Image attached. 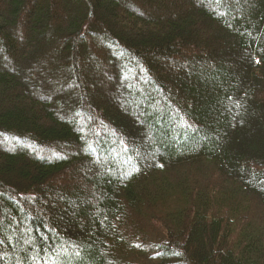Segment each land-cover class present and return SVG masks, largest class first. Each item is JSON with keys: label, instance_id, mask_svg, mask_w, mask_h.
I'll return each instance as SVG.
<instances>
[{"label": "trees", "instance_id": "1", "mask_svg": "<svg viewBox=\"0 0 264 264\" xmlns=\"http://www.w3.org/2000/svg\"><path fill=\"white\" fill-rule=\"evenodd\" d=\"M212 1L0 0L3 63L33 32L84 123L0 64V147L20 142L0 148V264H264V0ZM104 47L147 78L121 109L88 97L86 57L115 80ZM58 143L77 152L45 158Z\"/></svg>", "mask_w": 264, "mask_h": 264}, {"label": "rangeland", "instance_id": "2", "mask_svg": "<svg viewBox=\"0 0 264 264\" xmlns=\"http://www.w3.org/2000/svg\"><path fill=\"white\" fill-rule=\"evenodd\" d=\"M207 2L208 7L210 8H216L219 7V5L215 4L212 0H205ZM202 2V0H201ZM78 9H83L82 4H78ZM124 6V5H123ZM126 6V4H125ZM69 8V7H67ZM66 9V8H65ZM141 9V8H140ZM69 10V9H68ZM70 12V11H69ZM144 14L142 16L146 17H151L152 14L149 13L148 11H144ZM57 26H52L50 28V34L47 38L53 40V39H60L61 35H57ZM25 37L22 38V42L19 44V52H21V56L16 57L14 60H5L3 63V59L0 57V64L4 67L7 68L11 71L14 72H19L22 73L24 72V77H22L23 81L26 83L25 89L23 88V93L27 95H34L38 96L40 98H45V99H53L57 102L58 106L56 107V111L58 115L68 113L69 116H63V118H67V120L71 123L74 122L80 129L84 127V123L82 121L83 115L82 113L77 112V106H76V101L78 100L77 95L75 94L74 90L70 87V79L72 77V74L70 73V69L67 68L66 66L59 67L57 66L59 63L63 62L62 57L60 56L58 59L56 58L55 55L53 56H44L43 53H46L48 49H43L38 47L39 45L36 43V38L33 32L23 30V34ZM91 40L93 41V46L99 44L98 37H96V34H90ZM44 43V42H43ZM105 48L106 52V57L110 66V71L113 73V77H115V80L111 82L110 80L114 79L111 76L109 77L110 82H104L103 79L100 76H96V73L94 71L96 69L100 70L99 66L101 64H98L95 59H93V55L86 57V60L83 62L82 67L84 69V72L86 75V78L84 79L85 82L89 84V86L92 88V91L88 97H92L91 99H94L93 97H104L105 100L108 102H111L112 105L116 106L118 109H121L122 106H120L121 102H123L124 97L122 96L123 93L121 92V88L124 87L125 85L127 86V83H125L124 78L128 79L129 85H139L145 83L147 81V78L143 72V70L140 68L139 73L135 75L134 77L132 75H127L126 71L129 69L128 66V59L126 56L123 57H117V55L113 54V52H110V49ZM25 53V54H24ZM1 54V53H0ZM3 57V55L1 54ZM31 58L34 57H39L42 59H39V70H36V64L37 61L34 60L32 61ZM69 57L67 54L65 55V58L67 59ZM105 57V56H104ZM105 57V58H106ZM111 60V62H110ZM158 60V59H157ZM21 61V62H19ZM159 61V60H158ZM242 61H244V57L242 56ZM36 62V63H35ZM152 64V61H148V64ZM154 63V62H153ZM164 66L167 64V62H163ZM26 64L28 66H26ZM61 65V64H60ZM63 65V64H62ZM113 65V66H111ZM161 63L157 65L158 69H161ZM153 67L154 64H153ZM45 68L46 73L43 72V69ZM60 68V69H57ZM165 71V68H162ZM102 72V71H101ZM91 73V74H90ZM103 73V72H102ZM105 73V72H104ZM103 73V74H104ZM93 74V76H92ZM177 74V73H176ZM95 75V76H94ZM106 74H104L105 76ZM173 76V73L171 74ZM103 81V82H102ZM44 83H46L48 86H46V90L42 89ZM127 87H130V86ZM59 95L63 96L62 103H61V96L58 97ZM119 97V100H118ZM69 99L72 100L69 102ZM116 99V101H115ZM129 100V97H125V103ZM54 102V101H53ZM238 106L241 108H245V105L243 104V99L237 100ZM97 107V106H96ZM65 115V114H64ZM98 127L102 130L100 135L109 133L107 127L101 122L98 124ZM82 134H88L89 131L88 129H84L81 131ZM115 143V142H114ZM20 145V142L17 141L16 139H12L9 141L6 146L3 148L5 150L7 149H14L16 146ZM58 146H61L63 148V151L59 152L61 148L58 150H54L53 152H46L43 156L47 159H56V157L64 152L65 156H69L71 154H74L77 152V149L72 148V150L75 149L76 152H68V149L66 148V144H56ZM125 143H122V146H125ZM63 146V147H62ZM1 148V147H0ZM1 148V149H3ZM85 153V151H84ZM85 164V163H84ZM84 164H77L73 171H78L80 173H85L87 174L88 171H86L83 167ZM156 219L161 220V215L157 214ZM151 232L156 234L157 236H163L162 235V228L160 227H154L153 225L150 227ZM155 231V232H154Z\"/></svg>", "mask_w": 264, "mask_h": 264}]
</instances>
